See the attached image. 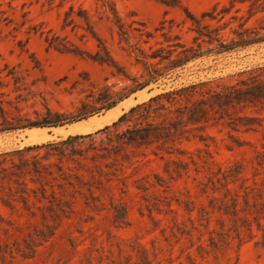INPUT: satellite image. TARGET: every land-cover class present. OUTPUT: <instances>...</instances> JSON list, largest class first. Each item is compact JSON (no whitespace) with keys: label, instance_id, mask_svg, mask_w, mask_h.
<instances>
[{"label":"rangeland","instance_id":"374dc122","mask_svg":"<svg viewBox=\"0 0 264 264\" xmlns=\"http://www.w3.org/2000/svg\"><path fill=\"white\" fill-rule=\"evenodd\" d=\"M168 1L173 2L0 0V70L6 83L0 93L11 102L5 104L10 115L33 117L45 103L70 110L90 85L119 89L130 84V78L144 69L137 60L140 50L148 54L151 45L170 43L163 33L196 45V25L187 11L203 24L220 28L228 41L244 21L247 28L264 24V11L255 7L250 16L248 0H174L175 6ZM71 7L74 22L64 27ZM80 10L86 11L92 29L126 76L87 55L48 47L46 36L56 34L90 55L100 50ZM113 11L128 32V42L120 38ZM207 13L216 19L204 18ZM142 25L154 35L149 44L136 31ZM199 42L204 52L216 45ZM256 68L264 75V43L192 61L178 71L179 77L166 79L160 87L152 84L121 102L117 105L121 110L107 119L108 111L78 125L0 133V264H264L256 229L254 238L233 236L218 248L209 246L208 234L219 227L222 217L214 200L229 199L227 190L238 195L240 210L246 199L264 203L262 107L238 106L230 111L234 117L258 119L246 127L235 128L230 117L217 114L207 128L176 142L181 152L172 154L157 145L112 150L105 133L78 141L75 154L69 150L62 156L53 149L47 158L46 147L27 150L70 135L96 133L164 89L202 81L219 88L236 83L240 72ZM14 77L20 79L17 84ZM128 125L122 123L119 132ZM26 158L51 166L41 177L19 172L17 166ZM172 160L176 163H169ZM203 210L209 213L208 228ZM201 244L203 251L198 249Z\"/></svg>","mask_w":264,"mask_h":264},{"label":"trees","instance_id":"16d2710c","mask_svg":"<svg viewBox=\"0 0 264 264\" xmlns=\"http://www.w3.org/2000/svg\"><path fill=\"white\" fill-rule=\"evenodd\" d=\"M248 1L252 2L249 10L250 16H252V11L255 7L264 11V0ZM167 4L175 6L176 2L174 0L172 3L168 1ZM73 10L74 8L71 7L70 11L66 13L64 27L74 22L72 17ZM112 14L119 24L121 40L128 42L129 35L127 30L121 23L117 13L113 11ZM187 14L196 25L195 32L197 36L194 41L196 45H186L181 41H176L179 40L178 36L171 38L168 34L163 33L165 42H170L166 47H155L161 44L157 42L149 47L150 53L148 54L140 50L142 55L137 60L144 68L140 76L130 78L131 83L119 89H116V85H104L102 87L90 85L89 89L84 90L85 96L73 103L70 110L55 109L45 103V109L35 110L33 117L30 114L11 116L5 107V104L10 105L11 102L3 100L2 96L4 93H0V133L32 128H58L87 120L115 108L133 94L144 90L152 84L160 87L166 79L179 77V70L184 69L187 64L201 57L211 53L221 54L264 43V33H262L264 24L259 29L247 28L245 26L246 21H244L240 24L238 30L233 31L235 36L228 41L227 38L221 35L220 28L213 29L211 25L203 24L200 19L193 16L189 11H187ZM79 16L85 22L86 30L99 41L100 50L94 55H90L56 34H48L46 36L45 40L48 47L60 52L87 55L101 64L115 68L117 74L125 75L123 68L111 57L106 50L104 42L92 29L86 11L80 10ZM207 16L211 20L216 19L213 14H203L204 18ZM143 26L142 28H136V31L139 32V37L144 39V43L149 44L154 35L152 32L146 31ZM200 40L208 45H216L204 52L201 50ZM1 73L2 71L0 70V88L6 86ZM12 74L13 72L10 71L8 76ZM239 75L241 78L236 83L223 85L219 88L210 87L209 81H202L180 87H172L169 90L164 89L149 100L131 107L118 121L112 125L105 126L96 133L70 135L61 142L35 145L27 147V150L46 147L48 148L47 158L52 154L53 149L54 151H59L58 154L62 156H65V153L69 150L75 154L78 141L93 137L99 133H105L107 139L111 142L110 147L112 150L115 148L124 149L128 146L141 148L157 145L158 149L166 150L169 154L176 150L181 152L179 148H175V143L180 142L179 140L188 139L189 135L195 131L201 132L204 128H207L211 121L217 118V114H221V118L224 115L230 117L231 121L229 123L233 124L235 128L249 126L252 122L258 120L247 115L234 117L230 111L238 106L242 108L255 106L264 109L263 70L261 68L245 70L240 72ZM14 78L17 84L20 79L19 77ZM126 122L130 125L124 131L119 132L118 127ZM249 128L247 127V129ZM169 163L176 162L172 160ZM50 166L51 164H44L37 158L33 160L26 158L21 160L17 169L19 172H34L41 177L42 173L48 170ZM231 193L230 190H227L225 197L230 196L229 199L219 200L215 198L214 200L216 201L215 206L222 212V217L218 219L219 227L208 231L209 246L218 248L220 245L228 243V240L233 236L239 240L247 236L254 238V230L256 229L260 234V239L256 241V244L264 248V203L255 201L251 204L246 199L245 208L240 210L237 204L238 195L233 196ZM249 195L250 192L246 191L245 196L248 198ZM242 212H244V215H242ZM208 214V211H204L202 214L203 219L207 221V224L204 225L205 228H208L210 224ZM198 249L203 251L205 248L201 244Z\"/></svg>","mask_w":264,"mask_h":264},{"label":"bare ground","instance_id":"6f19581e","mask_svg":"<svg viewBox=\"0 0 264 264\" xmlns=\"http://www.w3.org/2000/svg\"><path fill=\"white\" fill-rule=\"evenodd\" d=\"M120 106V105H119ZM119 106H117L116 108H113V109H111L110 111H108L107 113H106V116H104L106 119L109 117V115L111 116V113H113V111H116V109H118V110H121V108L119 109L118 107ZM110 119V118H109ZM112 119V118H111ZM80 123H82V122H79V124ZM73 125H75V124H73ZM76 125H78V123H76ZM62 129V128H61ZM36 130V129H35ZM38 130V129H37ZM84 130V129H83ZM83 130H81V131H83ZM33 131V130H32ZM40 131V130H39ZM39 131H37V132H39ZM40 133V132H39ZM42 133V132H41ZM46 133V132H45ZM46 135L47 134H45L44 136L46 137ZM44 136H42L43 138H44Z\"/></svg>","mask_w":264,"mask_h":264}]
</instances>
